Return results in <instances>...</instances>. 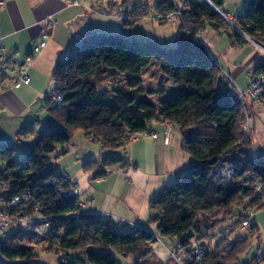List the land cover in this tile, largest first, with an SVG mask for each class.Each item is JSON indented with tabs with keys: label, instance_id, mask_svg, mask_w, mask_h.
<instances>
[{
	"label": "trees",
	"instance_id": "obj_1",
	"mask_svg": "<svg viewBox=\"0 0 264 264\" xmlns=\"http://www.w3.org/2000/svg\"><path fill=\"white\" fill-rule=\"evenodd\" d=\"M156 2L155 15L167 16L180 8L175 0ZM223 5L224 0H186L184 10L190 17L182 22L174 49L114 35L86 37L55 69L56 91L64 95V106L48 112L54 122L43 127L36 143L22 157H16L13 145L0 143V163L5 166L0 171V211L16 217L18 210L6 206L19 197H30L21 209L49 221L50 231L43 236L50 249L60 255L59 264L66 258L67 264L145 263L154 253L158 237L175 239L187 248H203V264H241L253 247L252 237L260 240V229L252 218L251 236L246 238H238V230L231 226L214 247L213 238L205 234L227 219L243 226L249 211L246 206L255 213L264 210L263 198L250 185L258 181L264 187V159L247 158L245 150L252 142L242 131L245 106L218 89L219 65L197 41L205 29L230 28L216 10H222ZM150 15L154 14L146 11L129 16L123 24L128 27ZM235 26L240 30H234L238 40L242 33L257 42L264 39V0H249ZM150 66L156 67L159 81H172L177 87L172 99L160 107L149 101L143 90L141 77ZM254 72L264 74V64ZM126 75V87L119 86L117 78ZM105 83H109L108 89H100ZM105 108L110 109L109 115H100ZM153 121L179 128L183 152L198 164L150 201L149 226L155 233L145 227L122 231L119 222L83 211L81 196L67 198L50 185L61 176L51 166L50 156L58 146L71 144L75 132L115 153L147 133ZM231 156L239 158L240 168L232 178L213 182L211 175L220 161ZM115 168L119 171L135 166L108 156L103 161H91L84 170L97 179L107 177ZM206 221L215 224L209 226ZM27 236L42 237L12 232L0 247V264L37 259L35 248L22 244ZM225 245L228 249L223 252ZM248 264H264V258L255 257Z\"/></svg>",
	"mask_w": 264,
	"mask_h": 264
},
{
	"label": "crops",
	"instance_id": "obj_2",
	"mask_svg": "<svg viewBox=\"0 0 264 264\" xmlns=\"http://www.w3.org/2000/svg\"><path fill=\"white\" fill-rule=\"evenodd\" d=\"M152 1L155 2L153 8L150 0H86L84 6L76 8L66 6L61 0H10L6 7L0 9V143H9L21 152H28L33 147L38 129L42 130L38 117L46 114L41 113L45 108L46 96L56 89L55 69L72 51L80 48L86 37L92 34L119 35L129 40L151 41L164 48H167L164 43H170L174 44L171 49L176 48L182 24L170 29V24L159 21L140 25L146 18L131 26H124L123 22L129 16L146 11L155 15L157 2ZM236 1L237 7L227 10V15L219 10L234 24L243 15L249 0ZM175 2L184 9L186 0ZM225 8L229 9L226 0L223 5ZM144 26L152 27L155 37L143 38L141 28ZM167 29L172 33L170 42L165 32H162ZM46 31L49 32L46 48L26 68V59L31 56ZM224 31L222 35L219 31L205 29L197 41L206 47L211 59L217 62L220 73L230 75L235 86L247 90L250 72L264 64V39L257 42L242 36L238 40L232 28ZM224 37L228 39L225 44H221ZM24 69L31 83L15 88L16 76ZM108 84L105 83L103 87ZM171 88V94L177 90L174 83ZM105 109V115H109L110 109ZM245 109L254 124L260 117L264 118V106L250 98L246 99ZM167 125L170 123L151 122L147 129L149 136L129 145L126 156L129 163L135 164L134 172L133 169L111 170L104 178L94 179L91 176L92 180L83 181V186L74 180L77 176L72 177L68 173L72 184L77 185L81 197H84L82 206L86 213L112 215L132 227L144 228V225L149 224L152 218L150 201L162 193L165 187L172 185L173 179L179 181L190 169L198 166L194 159L183 152L182 135L175 125H171L170 136L166 139ZM255 134L251 131V142ZM98 157L102 159L103 155L99 154ZM174 241L171 239L167 247ZM152 255L141 264H173L169 255L168 263L154 258L148 261Z\"/></svg>",
	"mask_w": 264,
	"mask_h": 264
},
{
	"label": "rangeland",
	"instance_id": "obj_3",
	"mask_svg": "<svg viewBox=\"0 0 264 264\" xmlns=\"http://www.w3.org/2000/svg\"><path fill=\"white\" fill-rule=\"evenodd\" d=\"M150 1H151L150 2L151 7L153 8L155 2L152 0H150ZM237 2L238 1H236V0H226L227 6L229 9H226V8L222 9L223 14H226L225 12H227V10L235 9L237 7L236 6ZM221 18L223 19V17H221ZM223 20L227 23V21L225 19H223ZM146 22H155V21H152L150 19H146V21H141L140 25L141 24L144 25ZM155 23H159V22H155ZM148 24H150V23H148ZM165 27H168V26H165ZM172 27H175V26L169 25L168 28L170 29ZM229 27L232 28L231 26H229ZM169 29L162 30V32H165V34L168 38V42H170L171 37H172V33H170V31H168ZM141 30H142V34H144L143 38L155 37L154 30L152 29V27H150V26L145 27L144 26L141 28ZM114 36H119V35H114ZM246 37H244V38H246ZM247 38H250V37H247ZM226 39H228V37H226V38L224 37L223 41H221V44H225ZM164 44H167L166 45L167 49L174 45V44H170V43H164ZM168 44H170V45H168ZM128 79H129V76H127V75L124 77H118L117 78L118 85L126 87L127 82L129 81ZM141 79L143 81V90H145V94L147 96V99L149 101H153L158 107H160L163 102L169 101L172 99V97L174 95L173 93L171 94V91H172L171 87L173 86V83H172V81L170 82L167 80L159 81L160 78L158 77V72H157L156 67H154V66L148 67V69L143 73ZM105 88H107V87L106 86L100 87V89H102V90H104ZM162 93H164V94H162ZM105 114H107V109H104L100 113V115H103V116H105ZM258 117H260V116H258ZM258 117H256V118L258 119ZM38 120L41 121V124H40V126H42L41 131H43V127L47 123L54 122L53 117H51V115L48 113L41 115V117H38ZM261 120H263V122ZM250 129H251L250 131H253L256 134L254 135V138H252L253 146L249 147L245 150L246 154H247V158L252 160V161L264 159V118L260 117V119H258V122L256 124H254V122L252 120V123L250 124ZM39 131H40V129H38V133L41 132V131L40 132ZM73 139L74 140L69 145L58 146L56 148L55 152L51 154L50 162H51V166L53 168H55L58 171V173H62V172L66 173L67 172V174L69 173L72 177H74V175L77 176V179H74V180L77 181V183L81 184V186H83V181L91 179V176H93L91 173L86 172L84 170L86 164L90 163L93 160L94 161H96V160H102L103 161L105 158H107V156H112V157H116V158L119 157L121 159H124L125 162L129 163V159H127L128 157L126 156V152L130 150L129 149L130 147H127V149L118 150V152H115V153L114 152H106V151H104V149H102V146L100 144H96V143L94 144L91 141L90 142L87 141V138L85 137L84 133L75 132ZM23 142H26V141L23 140ZM31 142L32 141L30 140L29 143H31ZM33 142H34V144L36 143V141H33ZM16 152H17L16 157H22L23 155L28 154L29 151L28 152L16 151ZM99 154L103 155L102 159H99V158H101V157H98ZM93 157H95V158H93ZM129 164H131V162ZM131 165L135 166V164H131ZM4 168H5V166L0 163V171H2ZM141 168L143 169L144 167L142 166ZM148 168L150 169L149 166H148ZM132 169L134 172V168H128L126 170L130 171ZM116 171H117V169H116ZM78 172H79V175H78ZM78 180H79V182H78ZM80 180H81V182H80ZM176 182H178V180L175 181V179H173V181H171L170 184L174 185V184H176ZM83 198L84 197L80 198V205H83L82 204ZM245 208H248V210H250L249 206H246ZM250 211H252V213H253V217H252L253 224L256 226L258 225L260 232H261V237H260V240L255 239V236L252 237L253 241L251 244H253V247L247 253V255L241 259V262H240L241 264H248L251 262V260L253 258L258 257V256L260 258H264V210L256 211V213L254 210H250ZM220 220L221 219H217L215 221H220ZM234 221H237V220L227 219L226 221H223V222H217L215 227L213 226L214 229L212 231H208V232L205 231V234L209 233L210 236L213 238L212 245L214 247H218V243H220L219 240L221 238V235L225 234L226 232H229L231 226H233L235 229L238 230V234L236 235L238 238L242 239V238H246L247 236H251L250 233H248L249 230H247V229L245 230L241 224H235ZM118 222L120 223L119 227H120V230H122V231H132L135 228V226L132 227V226L125 224V222L122 221V219L119 220ZM206 223L209 226H212V224H215L213 222L210 223L207 221H206ZM144 226L150 232L155 233L154 227L149 226V224L144 225ZM11 233L12 232L10 231L9 234H11ZM9 234H8V236H9ZM5 239H2V236L0 235V245L3 244L2 242ZM170 241H171L170 238L158 237L157 242L155 244H153L154 253L148 261H150L152 258H154L156 260L161 259L164 262L168 263L169 262V259H168L169 254H167V253H168L169 247H167V246L169 245ZM22 244L24 246H28L31 248L34 247L36 253L38 254L37 259H34L31 262H26V261H22V260L21 261H15V262H12L10 264H59L58 262H59L60 255L56 254V252H53V250L50 249L49 242L47 241V239H45L44 236L32 237V238L27 236V237H25V240ZM227 249H228V245H225L223 252L226 251ZM134 263H135V261L134 262L130 261V264H134ZM128 264H129V262H128Z\"/></svg>",
	"mask_w": 264,
	"mask_h": 264
},
{
	"label": "built area",
	"instance_id": "obj_4",
	"mask_svg": "<svg viewBox=\"0 0 264 264\" xmlns=\"http://www.w3.org/2000/svg\"><path fill=\"white\" fill-rule=\"evenodd\" d=\"M10 0H0V9L6 7V4ZM86 0H61L63 4L69 7H82L85 5ZM189 14L183 8H179L176 11L168 14L167 16L156 14L150 15L148 19L152 21H159L173 26H179L186 19H189ZM227 21V24L231 26L234 30L236 28L233 21L227 17H223ZM131 22L130 19H128ZM240 31V30H238ZM220 34H225V31L220 30ZM244 37L245 34L242 33ZM43 39L35 46L33 53L26 59V68L30 67L33 63L35 56H38L46 48L47 40L49 39V32L46 31L43 34ZM249 40V38L246 37ZM249 88L247 90H242L235 86L232 82L230 75L224 73L219 74L217 87L219 90L224 92L228 98L237 99L242 105L245 106L247 98H250L258 105L264 106V74H256L254 71L250 72ZM31 78L29 77L26 69L21 70L15 79L14 85L15 88H21L25 85H30ZM64 95L60 92L58 93L55 90L49 92L46 96L45 108L41 113H48L50 110H60L63 108ZM242 122V131L244 136L249 137L251 134L250 124L252 120L249 118L247 112L243 116ZM179 130V128H177ZM171 132V124L166 126L165 135L168 140ZM147 133L140 134V136L134 138L132 142L139 141L141 138L148 137ZM154 138H157V135H152ZM241 166L240 160L237 156H231L230 158L222 159L219 163V167L212 173L211 178L213 182L218 183L221 179L232 178V175L238 170ZM56 189L60 190L63 196L67 198L80 197V193L76 184H72L69 174L63 172L59 179H53L51 184ZM251 187L256 191L257 194L263 198L262 202L264 204V187L258 181H253ZM30 197L22 196L13 201L12 204L6 206L9 210H18L16 217H12L9 211H0V235L2 239L8 237L9 232H16L17 234H34L36 236H43L46 232L50 231L49 221L45 218H40L35 215H29L28 210L21 209V206L24 203L30 202ZM82 206V205H81ZM34 208L38 211L40 208L35 203ZM83 211L85 207L82 206ZM105 217L107 220L118 222L119 220L112 215L98 214ZM97 215V216H98ZM248 216L243 223V228L249 230L251 228V218L253 217L252 211L246 213ZM139 226H136L131 232H133ZM1 247V245H0ZM169 258L172 260L173 264H203L204 261V250L199 246L193 245L190 248L184 247L179 241H174L171 246L168 248ZM68 259H61V263L67 264Z\"/></svg>",
	"mask_w": 264,
	"mask_h": 264
},
{
	"label": "water",
	"instance_id": "obj_5",
	"mask_svg": "<svg viewBox=\"0 0 264 264\" xmlns=\"http://www.w3.org/2000/svg\"><path fill=\"white\" fill-rule=\"evenodd\" d=\"M208 1V0H207ZM216 10H217V12H218V14L221 16V17H224L222 14H221V12L216 8ZM162 81V80H161Z\"/></svg>",
	"mask_w": 264,
	"mask_h": 264
}]
</instances>
